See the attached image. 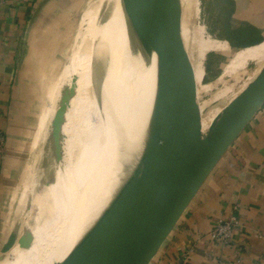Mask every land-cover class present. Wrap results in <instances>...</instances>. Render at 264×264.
Listing matches in <instances>:
<instances>
[{
    "label": "bare ground",
    "instance_id": "bare-ground-1",
    "mask_svg": "<svg viewBox=\"0 0 264 264\" xmlns=\"http://www.w3.org/2000/svg\"><path fill=\"white\" fill-rule=\"evenodd\" d=\"M168 2L171 42L174 44L182 0ZM193 2L197 15L199 0ZM91 10L89 36L84 37V32L77 29L71 47L75 52L72 61L75 64L73 76L80 79L81 71L84 70L83 62L86 63L84 58L88 56L90 75L88 72L87 75L91 78L84 76L85 80L75 85L72 99L61 106L59 101L65 93L63 90L54 91L57 90L54 89L55 79L53 84H50L53 87L50 88L52 94L49 98L52 103L49 106L43 104V122L38 134L39 137L44 134L45 144L39 148L40 154L37 158L43 156L47 149L51 152L53 163L39 179L33 176L31 190L20 199L22 204L30 206V198L36 188L39 187V195L46 191H51L52 194L57 183L60 189L57 223L54 224L53 219L48 220L36 233L37 240L33 239L32 242L40 243L39 250L35 249V253L31 249L23 250L16 259L6 260L4 264H53L55 259L60 264H71L128 197L144 169L149 154H152L155 97L150 64L143 55L121 0H94ZM199 30L203 32L204 29L201 26ZM208 37L206 34L205 38H195L192 50H197L200 54L210 50L211 44L206 41ZM220 44L221 51L228 49L224 41ZM250 52L241 55L233 53L229 66H224L220 75V78L230 77V80L218 91L217 96L233 90L234 83L244 76L250 59L256 58L254 63L263 59L264 48ZM233 79L236 80L231 83ZM193 91L198 95L201 90L196 87ZM110 105L115 107L117 125H121L122 132L119 137L117 127L111 126L105 118L111 113ZM223 113L224 111L220 110L213 112L215 118L221 115L216 126H220L225 120ZM243 114V110L232 112L226 120L236 124ZM40 139L38 138L39 144ZM206 139L207 135L199 146H205ZM69 165L75 167L76 174L74 173L73 180L67 183L64 179ZM40 209L43 210L42 207ZM32 219L30 225L33 227L36 225V219ZM32 245L33 243L30 246ZM12 246L13 243L5 253H8Z\"/></svg>",
    "mask_w": 264,
    "mask_h": 264
},
{
    "label": "crops",
    "instance_id": "crops-1",
    "mask_svg": "<svg viewBox=\"0 0 264 264\" xmlns=\"http://www.w3.org/2000/svg\"><path fill=\"white\" fill-rule=\"evenodd\" d=\"M90 1L0 0V130L5 138L0 203L16 184L22 191L31 184L28 164L22 172L27 143ZM235 19L239 24L234 29L257 21L258 42L264 37V0H238ZM231 215L239 225L230 240H210L207 234L213 225ZM149 264H264V103L217 162Z\"/></svg>",
    "mask_w": 264,
    "mask_h": 264
},
{
    "label": "water",
    "instance_id": "water-1",
    "mask_svg": "<svg viewBox=\"0 0 264 264\" xmlns=\"http://www.w3.org/2000/svg\"><path fill=\"white\" fill-rule=\"evenodd\" d=\"M150 64L155 97L152 154L110 221L71 264H149L217 162L264 103V65L224 108L225 120L199 146L191 87L171 42L168 0H121ZM243 110L238 123L226 117ZM11 233L5 252L15 240Z\"/></svg>",
    "mask_w": 264,
    "mask_h": 264
},
{
    "label": "rangeland",
    "instance_id": "rangeland-1",
    "mask_svg": "<svg viewBox=\"0 0 264 264\" xmlns=\"http://www.w3.org/2000/svg\"><path fill=\"white\" fill-rule=\"evenodd\" d=\"M93 1L94 0L90 1L86 10L83 11L82 16L79 18L74 35L76 31L80 30L82 31V33L84 32L83 33L85 34L84 37L89 36L90 24L92 20L91 4ZM193 1L194 0H184V1L182 0V6L180 7V11L178 14L174 44L180 55L181 63L183 65L186 78L189 82L193 95L195 111H196V125H195L196 139L199 145V143L202 142L203 137L207 135V139L205 140L206 142H204V145H207L210 142V140L214 137V135L216 134L217 130L220 127L219 125L216 126V123L221 115L215 118L212 115L213 112L216 110L224 111L225 106L254 79V77L257 75L259 70L264 65V55H263V59L262 58L261 60L259 59L260 61L259 62L257 61L256 63L253 62L254 60H256V58L250 59L248 61L249 63L245 67L247 70L244 69L245 70L244 76L239 78L237 82H235L236 79H233L234 81H231V83L235 82L234 83L235 86L233 90L230 91L229 93H226L227 95L221 94L222 96H217L216 94L218 93V91L222 89L223 86H225V83L228 82V80H230V77L220 78L224 66L226 67L229 66L228 63L233 53L234 55H241L244 53H248L250 51L252 52L258 49H263L264 41L260 44L258 43L261 42L264 39V37L258 39L257 42V36H258L257 31L259 32L256 24L257 21L251 23L250 26H244L242 24L239 25L241 26L240 29H234V27H236L239 24V22H237L235 19L238 9V0H199V12L197 15L195 12V6ZM229 20H231L230 23ZM201 26L204 29L203 32L202 30H199L201 29ZM206 34L209 36L208 37L209 40L207 38L206 41H208L207 43L211 44V49L206 51V53H202V54H200L197 50H192L193 48L192 44L195 42V38H200V37L205 38ZM74 35H73V39H74ZM223 40H225L227 42L226 44H228V49L226 51H221L219 48V46L221 45L220 43H222ZM255 43H257L258 45H255ZM72 46L73 44L71 41L70 48ZM248 46H252V47H248ZM72 51L73 49L71 48L68 56L65 55L66 58L65 63L61 67L60 71L55 75L56 77H54L50 82V84L51 83L53 84L55 79L56 86L54 87V89L57 88V90L54 91L59 92L60 90L61 91L63 90V92L65 93L63 99L59 101L60 106L68 102L70 99H72L75 90V85H78L79 83H81V81L83 82L85 80L84 76L87 75V72L89 73L88 75H90L88 69V56L86 58H84L83 56L84 61L86 60V63L83 62L84 72L81 71L82 74L81 73H80L81 75L79 74L80 79L78 78L76 79V76H73L72 70L74 69L75 64L72 61H74L73 57L75 56V52ZM254 69L256 72L254 71ZM253 71L254 73L252 74ZM90 78L89 80H91ZM59 83H60V87H58ZM50 84L48 86L47 93L45 96L44 105L46 106H49L52 103L49 98L52 94L50 88L53 89V87H51ZM195 86L201 90L200 92H198V95L194 94L193 90H195L196 88ZM109 107L111 109V113L110 115H106L105 118L106 120H108L111 126L117 127L116 128L117 136L119 137L122 132L121 125H117V121L114 113L115 107H112V105H110ZM43 115H44L43 113H40L38 117V122L36 124L37 130H35V132L33 131L34 133L32 134L33 136L28 140L24 154V163L22 167V172H23L25 166L28 164L29 166L27 169L32 171V174L36 179H39L42 176V174H44V172L47 170L49 165L53 163L52 156L50 155L51 152L47 149L44 152L43 156L37 158V155L40 154L39 148H42L45 144L44 134L42 133L43 136L40 137L38 136L39 129H41V124L43 122ZM38 138L39 139L41 138L40 144L38 143ZM33 156H34V160H32ZM70 166L71 165H69V167L67 168L66 171L67 175L66 178L64 179V181L67 183H70L73 180L72 178L74 176V173L76 172L75 167L73 166L70 167ZM32 186H33V181H31L30 186H28L24 191H22V185L16 184V186L9 191L7 196H5L2 202L0 203V264H4L3 263L4 261L7 262L16 259V257L23 250L26 249L27 250L31 249L33 250L32 252L35 253V249L39 248L40 243L39 242L34 243L32 241L33 239L34 240L36 239L35 238L37 236L36 233L40 231L41 226L44 223H46L48 220L52 221V219L54 221V224L57 223L56 221L58 220L59 217V200H60V189L57 183L55 187L56 190L52 192V194L51 191L49 192L46 191L42 195H39L38 193L39 187L36 188L33 196L30 198V206L24 205L21 203L20 200L21 196L25 193H28L31 190ZM49 195L52 196L49 197ZM44 198H46L45 199L46 201L44 200ZM40 202H42L41 204L42 206L40 205ZM41 207L43 208V210L40 209ZM51 215H53V217ZM32 217L36 219L35 221L36 225L35 226L33 225V227L30 225L33 220ZM38 217H40V219ZM11 233H16L12 249L8 253L2 252L1 248L5 244L8 236ZM32 243L33 245L30 246ZM156 256L157 254L153 257V259ZM55 260L53 264H60L59 261L57 260L55 261Z\"/></svg>",
    "mask_w": 264,
    "mask_h": 264
},
{
    "label": "built area",
    "instance_id": "built-area-1",
    "mask_svg": "<svg viewBox=\"0 0 264 264\" xmlns=\"http://www.w3.org/2000/svg\"><path fill=\"white\" fill-rule=\"evenodd\" d=\"M5 138L0 130V156L3 152ZM239 225V220L235 215H231L226 220H218L209 230L207 236L212 241L227 243L232 235L233 229ZM190 249V248H189Z\"/></svg>",
    "mask_w": 264,
    "mask_h": 264
}]
</instances>
